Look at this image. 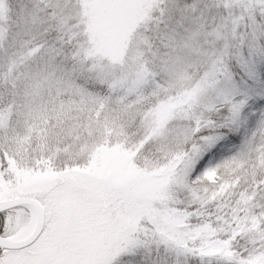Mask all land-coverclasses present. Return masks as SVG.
<instances>
[{
    "label": "snow or ice",
    "instance_id": "snow-or-ice-1",
    "mask_svg": "<svg viewBox=\"0 0 264 264\" xmlns=\"http://www.w3.org/2000/svg\"><path fill=\"white\" fill-rule=\"evenodd\" d=\"M0 264H264V0H0Z\"/></svg>",
    "mask_w": 264,
    "mask_h": 264
}]
</instances>
